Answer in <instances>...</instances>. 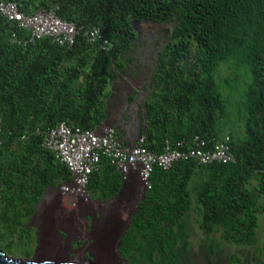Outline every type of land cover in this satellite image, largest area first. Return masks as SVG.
<instances>
[{
    "label": "trees",
    "instance_id": "obj_1",
    "mask_svg": "<svg viewBox=\"0 0 264 264\" xmlns=\"http://www.w3.org/2000/svg\"><path fill=\"white\" fill-rule=\"evenodd\" d=\"M0 1L15 4L25 16L57 7L60 18L84 27L106 24L103 35L112 42L103 52L79 33L70 49L48 38L22 47L30 32L0 12V229L8 237L29 239L28 223L45 190L72 180L46 146L47 130L63 121L83 130L100 126L115 71L125 70L120 58L138 37L133 22H175L143 104L146 148L159 152L167 139L227 135L233 159L153 168L151 188L143 192L117 250L127 264H199L193 253L198 243L211 256L206 261L228 244L247 257L255 249L253 261L264 264V236L257 234L264 214V0ZM240 81L247 87L232 119L234 103L224 83ZM122 189L117 166L103 155L87 193L108 202ZM193 219L201 232L196 239ZM244 260L235 253L228 258L230 264Z\"/></svg>",
    "mask_w": 264,
    "mask_h": 264
},
{
    "label": "rangeland",
    "instance_id": "obj_2",
    "mask_svg": "<svg viewBox=\"0 0 264 264\" xmlns=\"http://www.w3.org/2000/svg\"><path fill=\"white\" fill-rule=\"evenodd\" d=\"M172 27L173 24L171 23L161 27L152 24L138 26L140 41L135 44V49L133 48L128 54L137 50L136 55H144L147 52L150 57L152 55L155 57L168 41ZM150 57L132 56L126 72L132 71L139 77L133 78L130 73L125 75L123 79H118L113 85L115 96L110 102L108 101L110 103V111H108L110 117L106 123L116 124L119 128H123L124 139H129L130 134L137 133L142 125L144 116L142 103L148 93L143 88L145 85L149 86L151 73L154 69ZM218 84L221 88V81H218ZM224 86L226 94L230 95L231 102L234 103L232 104L233 107L229 109L231 118L234 119L241 109V104L235 105V101L241 100L240 96L244 94L243 90L247 85L240 81L230 85L224 83ZM135 89H140L141 93L136 96L133 103L129 104L128 97L132 92H135ZM231 127H233V122ZM63 184L45 190L36 213L28 223L31 228L29 239L18 238V236L8 237L4 230L0 229V249L9 257L22 260L29 258L39 260L56 254L63 258L69 256L82 260L83 254H86L87 259L94 260V264H103L104 254L107 252L112 260L109 264H127L117 257L115 251L118 240L141 199L142 190L137 179L132 177L131 184L124 186L121 193L110 201H96L83 211L76 210L73 214H66L60 209L72 208L63 199L61 191ZM192 221V227H194L192 233L194 232L193 236L196 239L201 236V232L197 228L195 219ZM259 223L258 238L264 236V214H259ZM2 234H6L4 239L1 238ZM217 238L218 235L214 237V239ZM10 241H13L11 245L8 244ZM199 246L200 248H198ZM101 247L104 249L98 252L97 250ZM254 250L251 248L252 252L248 254L251 256L247 257L245 256L246 251L237 250L232 245L224 244L221 255L218 257L214 255L212 256L213 260L206 261L210 260L211 256L204 246L198 243L193 253L195 258L200 261L199 264H229L228 258L232 253L237 254L239 258H245L243 264H255L256 261L253 260H257V254L254 255ZM215 251L217 250L215 249Z\"/></svg>",
    "mask_w": 264,
    "mask_h": 264
},
{
    "label": "built area",
    "instance_id": "obj_3",
    "mask_svg": "<svg viewBox=\"0 0 264 264\" xmlns=\"http://www.w3.org/2000/svg\"><path fill=\"white\" fill-rule=\"evenodd\" d=\"M12 10L13 6L0 1V12L13 17ZM44 29L48 34L67 40L76 34L72 24L67 25L56 19L47 20ZM34 133L39 134L40 130L36 129ZM21 138H25V135ZM45 144L72 174V181L61 187L63 199L72 207L60 208L65 213L80 210L91 202L86 187L90 174L97 170L103 155L110 157L118 167L125 184H130L135 176L144 190L151 188L149 178L155 166L167 170L179 160L194 159L207 165L213 162L227 163L233 159L226 142L216 143L212 151L203 148L205 143L196 141L192 147L182 143L180 150L166 145L163 152L153 153L146 148L144 137L127 144L120 131L106 124L95 130H83L63 121L47 130Z\"/></svg>",
    "mask_w": 264,
    "mask_h": 264
},
{
    "label": "clouds",
    "instance_id": "obj_4",
    "mask_svg": "<svg viewBox=\"0 0 264 264\" xmlns=\"http://www.w3.org/2000/svg\"><path fill=\"white\" fill-rule=\"evenodd\" d=\"M9 5H11V6H13V14H14V16L13 17H10V18H15V19H17V20H20L21 22H22V26L24 27V28H26V29H28V31L30 32V38H24V39H21V41H20V46H22V47H27L28 45H30V44H32V45H34V43L36 42V39H44V38H48V39H50L51 41H52V43H54V44H56L57 46H60V47H64V48H67V49H70L71 47H73V45H74V43H75V39H76V35L77 34H79V33H83V35L84 36H86L87 37V40H88V42L89 43H91V42H97L98 43V47L100 48V49H102V51L103 52H109L110 51V48H111V46H112V42L108 39V38H106V37H104V35H103V33H104V30L105 29H107V27H106V24H103L102 25V27H99V26H97L96 24H94V25H89V26H87V27H84L83 25H80V24H77L76 22H74V21H67V20H64V19H62V18H60L59 16H58V14H57V10H58V8L56 7V8H51V9H45V8H41V9H38L34 14H32V15H30V16H25V15H23L22 13H20L19 11H18V9H17V7H16V5L15 4H13V3H8ZM8 16V15H7ZM51 20L52 21V19H56V20H59L60 22H62V23H64V24H67V25H69V24H72L74 27H75V29H76V34L74 35V37H72L71 38V40H67V39H64L63 37H56L55 35H51V34H48L46 31H45V29H44V24L46 23V21L47 20ZM169 23H171V24H173V27H172V30H171V32H170V34H169V39H168V41L166 42V44L169 42V40H170V37H171V35H172V31H173V29H174V27H175V22H169ZM169 23H164V24H159L158 22H155V21H150V20H145V21H142V22H138V21H135V22H133V27H134V29H135V31L137 32V35H138V37H137V39L132 43V49L131 50H133V48L135 49V44L138 42V41H140V34H139V30H138V26H140V25H143V24H152V25H154V26H157V27H161V26H164L165 24H169ZM53 24V23H52ZM54 26V25H53ZM15 43L17 42V39L16 38H14V40H13ZM166 44L164 45V47H163V49H165V46H166ZM163 49H162V51L160 52V53H158L157 55H155V57H153V55L150 57V55H148L147 54V52L144 54V55H136V52H137V50L135 51V52H131V53H129L128 54V52H130L131 50H129L128 52H126L124 55H122L121 56V58H120V60L123 62V63H126V66H125V70H124V72H123V74L122 75H120L119 73L120 72H118V71H115V75H117V77H116V79L114 80V82L113 83H111V85L109 86V88L107 89V93H109V96L106 98V101H105V104H106V107H107V117L105 118V120L102 122V124L100 125V126H102L103 124H106V125H112V124H110V123H106V120L107 119H109V117H110V113L108 112V111H110V100H112L113 98H114V96H115V92L113 91V85H114V83L118 80V79H120V78H124V76L125 75H128V74H132V77L133 78H135V77H139L136 73H134V72H132V71H129V72H126V70H127V68H128V64L131 62H129V60H131V57L133 56L134 57V55H135V57H143V56H148V57H150V61L154 64V69H153V71H152V73H151V77H152V74H153V72H154V70H155V68H156V62H157V59H158V56L163 52ZM128 54V55H127ZM133 59V58H132ZM114 69H112V71H113ZM135 75H134V74ZM151 77H150V84H149V86L148 85H145V88H143V90H147V95L149 94V91H150V86H151ZM135 92H132L130 95H129V97H128V99H130L131 98V96H132V94L134 93V100L133 101H129L128 100V102H129V104H131V103H133L134 101H135V99H136V96L137 95H139L141 92V90L140 89H135L134 90ZM113 95V96H112ZM147 95L145 96V98L147 97ZM145 100V99H144ZM144 100H143V103H142V109H143V111H144V116H143V120H142V125H141V127L138 129V131H137V133H133V134H130L129 136H130V138L129 139H124L125 140V142L127 143V144H133V143H135L136 142V140H138L139 138H142V137H144V140H145V143H147V140H148V138H147V135L145 134V133H141L142 132V127L144 126V117H145V110H144ZM109 101V102H108ZM100 126H98V127H100ZM112 126H114L118 131H120L121 132V134H122V129L123 128H119L116 124H113ZM97 127V128H98ZM96 128V129H97ZM36 129H39V128H36ZM35 129V130H36ZM34 130V131H35ZM40 130V129H39ZM93 130H95V129H93ZM122 137H123V135H122ZM124 138V137H123ZM196 141L197 142H203V144L205 143V147H203L205 150H210V151H212L213 149H214V146H215V144L216 143H221V142H226L227 143V145H228V147H229V150H230V152H231V154H232V156H233V152H232V150H231V147H230V138H229V136H227V135H224V136H222V137H220V138H215V137H211V138H209L208 140H205V138L204 137H202V136H200V135H194V136H192V137H190V138H182V139H180V140H177V141H175V142H172V141H170V140H165V142H164V144L162 145V147H161V150L159 151V152H153V153H161V152H163L164 151V149H165V147H166V145H170L171 147H173V148H176V149H182L181 147H180V144H185V146L187 147V146H189V147H192V146H194V145H196ZM209 145V147H208V145ZM150 151V150H149ZM150 152H152V151H150ZM186 160H194V159H186ZM186 160H179V161H186ZM179 161H177V162H179ZM197 164H199V165H201V166H205V164H201V163H199L197 160H194ZM176 163V162H175ZM174 163V164H175ZM213 163H215V162H213ZM213 163H211V164H213ZM223 163V162H222ZM173 164V165H174ZM172 165V166H173ZM207 165H210V164H207ZM171 166V167H172ZM155 167H158V166H155ZM154 167V168H155ZM118 168V167H117ZM158 168H160V167H158ZM162 169V168H161ZM119 170V169H118ZM164 170V169H163ZM153 171V170H152ZM119 172H120V170H119ZM120 174H121V172H120ZM121 176H122V174H121ZM136 178V177H135ZM137 179V178H136ZM72 181V180H71ZM138 181V180H137ZM131 182H132V180H131ZM66 183H70V182H66ZM66 183H64V184H66ZM122 183H123V187L124 186H128V185H130V184H125L124 182H123V178H122ZM138 183H139V181H138ZM63 184V185H64ZM63 185H61V186H63ZM139 187L141 188V190H142V195H141V198H142V196H143V192H145V191H147V190H144L143 188H142V186L140 185V183H139ZM86 193H87V190H86ZM121 193V192H120ZM119 193V194H120ZM88 194V193H87ZM89 195V197H90V200H91V202L88 204V205H86V206H84L83 208H81L79 211H83L85 208H87V207H89L92 203L94 204L96 201H98V200H94L91 196H90V194H88ZM141 200V199H140ZM101 202V201H100ZM63 212V211H62ZM65 213V212H64ZM74 212H66V214H73ZM230 264V263H229Z\"/></svg>",
    "mask_w": 264,
    "mask_h": 264
},
{
    "label": "water",
    "instance_id": "obj_5",
    "mask_svg": "<svg viewBox=\"0 0 264 264\" xmlns=\"http://www.w3.org/2000/svg\"><path fill=\"white\" fill-rule=\"evenodd\" d=\"M130 221V219H129ZM129 224V222H128ZM58 235H60V233H58ZM123 235V233L121 234V236ZM121 242H120V238L118 240V246H120ZM117 246V248H118ZM116 248V255L117 257L122 260V257L120 256L118 250ZM104 248H99L97 251L100 252L102 251ZM99 255V253H98ZM0 264H94V260H89L86 257V254H83L82 260H77L73 257H60L59 255H54V256H48V257H43L39 260L36 259H26V260H22V259H16V258H12L9 257L4 251H2L0 249Z\"/></svg>",
    "mask_w": 264,
    "mask_h": 264
},
{
    "label": "bare ground",
    "instance_id": "obj_6",
    "mask_svg": "<svg viewBox=\"0 0 264 264\" xmlns=\"http://www.w3.org/2000/svg\"><path fill=\"white\" fill-rule=\"evenodd\" d=\"M135 177V176H134ZM112 262V260H111V256H110V254L109 253H105L104 254V260H103V264H109V263H111Z\"/></svg>",
    "mask_w": 264,
    "mask_h": 264
}]
</instances>
